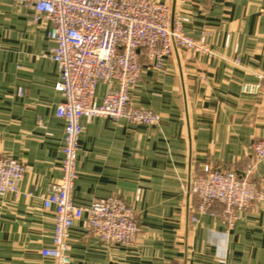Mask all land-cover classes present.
Instances as JSON below:
<instances>
[{
	"label": "crops",
	"instance_id": "1",
	"mask_svg": "<svg viewBox=\"0 0 264 264\" xmlns=\"http://www.w3.org/2000/svg\"><path fill=\"white\" fill-rule=\"evenodd\" d=\"M161 1L212 55L179 51L161 71L144 67L131 98L159 115L157 125L81 121L73 203L119 196L135 209L140 234L132 246L109 247L77 222L65 238L68 264H264V201L231 225L219 205L191 223L197 200L188 193L205 165L240 177L249 171L264 190V162L250 151L264 138V93L241 92L264 74V0ZM30 19L29 10L0 0V155L26 167L18 194L0 196V264H54L40 253L53 233L42 199L61 177L62 95L49 24ZM105 92L97 87L98 103Z\"/></svg>",
	"mask_w": 264,
	"mask_h": 264
},
{
	"label": "built area",
	"instance_id": "2",
	"mask_svg": "<svg viewBox=\"0 0 264 264\" xmlns=\"http://www.w3.org/2000/svg\"><path fill=\"white\" fill-rule=\"evenodd\" d=\"M13 1L30 11L31 23L49 24L47 36L53 44L49 58L58 68L56 89L62 95L55 111L64 122L61 177L50 184L42 199L43 209L53 214V233L41 256L54 264H68L65 238L77 222H83L85 230L106 246H132L140 234V223L135 209L123 198L112 195L87 206L72 201L84 132L81 121L109 118L157 125L159 115L135 106L131 98L144 67L161 71L166 60L179 51L205 56L212 52L203 37L195 40L183 33L181 18L161 0ZM256 77L257 82L241 85L242 94L257 98L264 93V74ZM99 85L106 87L100 103L96 101ZM250 151L255 162H264V138L254 142ZM249 174L240 177L233 169L203 166L188 184V193L197 200L191 223L219 205L223 219L231 225L238 213L264 201V190ZM25 175L21 161L0 155V196L17 195ZM139 198L137 190L134 200Z\"/></svg>",
	"mask_w": 264,
	"mask_h": 264
},
{
	"label": "rangeland",
	"instance_id": "3",
	"mask_svg": "<svg viewBox=\"0 0 264 264\" xmlns=\"http://www.w3.org/2000/svg\"><path fill=\"white\" fill-rule=\"evenodd\" d=\"M251 179V178H250ZM252 180V179H251ZM260 188V187H259ZM261 189V188H260ZM262 190V189H261ZM224 264V263H223Z\"/></svg>",
	"mask_w": 264,
	"mask_h": 264
}]
</instances>
